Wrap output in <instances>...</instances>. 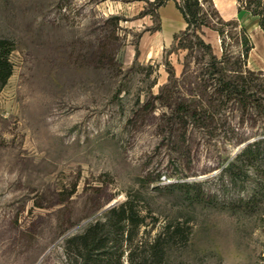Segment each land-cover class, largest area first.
I'll list each match as a JSON object with an SVG mask.
<instances>
[{
  "label": "rangeland",
  "instance_id": "1",
  "mask_svg": "<svg viewBox=\"0 0 264 264\" xmlns=\"http://www.w3.org/2000/svg\"><path fill=\"white\" fill-rule=\"evenodd\" d=\"M153 1L0 0V264H70L126 200L138 239L177 230L165 264H264V32L238 0H207L199 38Z\"/></svg>",
  "mask_w": 264,
  "mask_h": 264
},
{
  "label": "trees",
  "instance_id": "2",
  "mask_svg": "<svg viewBox=\"0 0 264 264\" xmlns=\"http://www.w3.org/2000/svg\"><path fill=\"white\" fill-rule=\"evenodd\" d=\"M169 0H154L155 7L164 5ZM239 9L236 17L241 13H248L258 18V24L264 32V0H238ZM207 0H180L176 6L186 22L185 33L207 26V13L204 5ZM222 35L223 31L218 30ZM240 32L244 34L242 41V56L246 58L253 44L246 37V29L241 27ZM197 38L198 35H196ZM201 43H203L200 40ZM14 49L12 41L0 37V88H2L13 72V66L9 55ZM211 59L217 62L215 56ZM224 62V57L219 63ZM220 78L223 93L242 97L246 90L244 85L238 86L237 80ZM256 142L249 144L246 148L250 151ZM106 220L96 221L85 228L81 233L75 234L65 241L66 258L70 264H123V259L128 264H165L167 248L173 240L177 230L158 233L152 240L138 239V230L143 220L139 218L138 211L130 200H126L111 208ZM167 236V237H166ZM169 237V238H168Z\"/></svg>",
  "mask_w": 264,
  "mask_h": 264
},
{
  "label": "water",
  "instance_id": "3",
  "mask_svg": "<svg viewBox=\"0 0 264 264\" xmlns=\"http://www.w3.org/2000/svg\"><path fill=\"white\" fill-rule=\"evenodd\" d=\"M111 206H113V204L109 205L107 208H105V210L108 209V208H110Z\"/></svg>",
  "mask_w": 264,
  "mask_h": 264
},
{
  "label": "bare ground",
  "instance_id": "4",
  "mask_svg": "<svg viewBox=\"0 0 264 264\" xmlns=\"http://www.w3.org/2000/svg\"><path fill=\"white\" fill-rule=\"evenodd\" d=\"M220 39V38H219Z\"/></svg>",
  "mask_w": 264,
  "mask_h": 264
}]
</instances>
